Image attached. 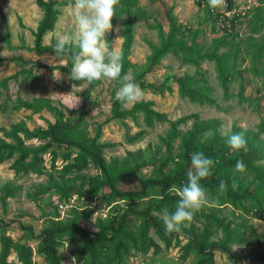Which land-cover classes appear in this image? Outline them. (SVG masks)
Wrapping results in <instances>:
<instances>
[{
	"label": "rangeland",
	"instance_id": "obj_1",
	"mask_svg": "<svg viewBox=\"0 0 264 264\" xmlns=\"http://www.w3.org/2000/svg\"><path fill=\"white\" fill-rule=\"evenodd\" d=\"M132 1L134 3L129 7V10L135 19L134 38L128 53V60L132 65L127 69V74L133 79L146 68V58L151 52L150 45L160 43L161 38L157 25L161 26L165 36L168 29L165 12L169 7L172 8V13L176 16L177 21L187 29V44L190 43L189 31L197 33L195 40L202 52H210L215 46L214 41L223 38L224 44L218 45L216 52L218 54L229 52L230 55H233L228 57L226 67L230 68L231 62L235 61L234 68L233 70L231 68L229 73L231 75L228 83L229 95L225 96L214 61L203 60L195 65L185 61V57L191 56L189 52L167 53L156 66L142 76L143 85L136 82L144 91L143 100L152 101L153 109L167 113L171 119L193 113H197L201 119H218L220 121L218 130L223 135L231 132L232 125H237L242 130H256L260 123H264V0H232L231 8L236 9V13L230 14L233 27L229 30L217 28L215 20L208 15L206 7H202L200 0ZM73 5L74 3H69L59 7V14L52 30L43 36L44 44H49L51 40L57 41L60 36L70 35L76 31ZM123 8L120 1V5L117 7V16L112 19V42L109 44L111 48H120L121 46L126 17ZM42 15L43 11L36 5L35 0H0V52L6 50L10 54L9 57L0 56V81L8 78L5 87L0 84V126L8 127L12 123L23 120L26 127L33 130L38 127L46 128L48 122H54L53 113L46 109L39 112L24 109L18 105L21 100L48 99L61 109L64 114L63 119L67 121L77 119L78 111L80 107H83L86 111L84 124L78 126L76 131L93 136L99 129L98 143L109 144L103 152L107 161L114 158L128 159L129 165L136 169L140 177L155 175L158 167L157 159L163 154H167L163 151L160 137L168 131L169 124L156 122L152 127H147L141 113L137 114L135 120L117 118L105 122L110 116L111 92L113 90L116 92L119 89L121 81L108 79L96 81L94 86L88 89V96L84 97V92L88 88L87 82L74 85L68 79L66 71L59 68L47 69V66L66 64L67 55L60 58L50 53L38 55L29 49L33 46L36 25ZM116 28L120 30L116 31ZM5 39H8V43L5 42ZM74 51H78V49ZM35 63H39L41 66H37ZM240 71L244 72L240 73ZM183 74L194 75L197 79L203 77L206 80V85L211 88L210 95L213 97L214 103L199 104L190 101L187 97H182L178 92L177 82L172 77ZM13 75L16 76L15 79L12 78ZM162 82L165 85H170V90L159 91L146 86L148 83L157 85ZM242 88L243 92L240 95ZM59 94L80 96L79 108L68 109L63 103L65 96ZM122 106L128 109L132 105ZM191 122L189 120L186 124L180 125L181 131L184 132L188 129ZM140 129L145 130L142 137L134 142L129 141V137ZM0 136L5 141H10L3 136L2 132H0ZM262 137H264V133ZM45 141L29 139L25 141V144L35 146ZM179 144L180 138H176L172 142V155L178 153ZM60 149H65V145L62 144ZM44 159L45 167L49 170V153L44 155ZM12 161L13 158L0 162V222L13 220L0 228V232L10 236L14 241L24 235L20 241H26L31 246L32 264H46L42 255L36 251L38 240L32 239L23 227L29 226L34 234H38L43 227L47 226L48 219L53 217L50 214L55 206L58 217L53 218L63 220L70 215L73 209H83L86 199L78 198L74 194L68 202H63L58 200L55 193H46L33 199L27 197V193L32 192L37 185L46 183L48 175L15 174L10 168ZM64 163L65 161L60 157L56 159L55 165L60 168ZM136 163L139 165L138 168L135 167ZM259 163L264 164V160ZM170 167H172L171 162L163 169L167 171ZM84 172L94 175L98 171L89 165ZM247 179H251V175H248ZM6 183L15 186L16 193L13 197H7L4 202L2 195ZM71 183L79 185L78 181ZM118 187L137 189L140 185L136 178H129V180L120 181ZM180 187L178 184H173L172 189ZM252 188H259V182H256ZM104 191L107 192L108 188L105 187ZM159 193V186H154L146 197L128 199L130 208L123 205V200L119 199L107 205L102 195L96 196L90 203L94 214L87 222H84V227L91 231H97L101 225L110 220L116 222L118 215L126 212L128 213L127 227L135 231L140 219L131 211L144 209L154 198L159 196ZM258 195L264 201V194L259 193ZM221 197L222 194L219 191L214 197L208 193L209 200L213 202L202 211L208 213L213 209L217 216L223 217L225 222H228L240 233L244 238V243L233 244L231 247L237 253L248 255L242 259L243 262L264 264L260 258L250 260L252 255L264 254V212L257 210L252 200L243 202L245 210L234 208L228 203L218 205ZM115 205H119L118 211H112ZM152 213L161 218L164 217V213L156 211ZM204 221L203 216L198 214L190 224L200 230ZM147 235L158 243L161 249L156 253L153 248L145 253L131 249L124 259L125 264H192L200 258L195 253H190L186 259H181L180 246L187 241L183 234H177L169 248L165 247L153 228L149 229ZM221 236L220 229H215L211 240H217ZM176 239L178 240L177 244H175ZM79 251V243L68 245L67 242H64L62 246L58 247V253H61L65 258L63 264H87L86 257L78 260ZM8 258L15 264H21L14 252ZM214 261V264H231L227 254L218 249H214Z\"/></svg>",
	"mask_w": 264,
	"mask_h": 264
},
{
	"label": "trees",
	"instance_id": "obj_2",
	"mask_svg": "<svg viewBox=\"0 0 264 264\" xmlns=\"http://www.w3.org/2000/svg\"><path fill=\"white\" fill-rule=\"evenodd\" d=\"M120 1L126 16L120 46L123 53L122 74H127V69L132 65L128 60V53L133 43L135 23L129 7L133 5L134 1ZM227 1L228 7L231 8L232 0ZM35 3L43 11V15L36 25L33 46L29 49L38 55L44 53L55 54L52 46L57 41L51 40L49 44H44L43 36L52 30L59 14V7L74 3V0H35ZM165 18L167 20V32L164 36L161 26L157 25L161 38L160 43L150 45L151 52L146 58L147 66L140 75L134 78V82L138 81L140 85H143L142 76L156 66L167 53L189 52L191 56L185 57L186 62L198 65L203 60H209L216 63L220 85L224 95L228 96V83L231 79L229 73L231 68L233 70L235 61L231 62L230 68L226 67L228 57L233 55H230L229 52L222 54L216 52L218 45L224 44L223 38L214 41L215 46L210 52H202L195 40L196 32L189 31L190 43H186L187 29L177 21L171 7L166 10ZM222 30L229 29L223 28ZM111 36L112 32L106 37L110 44L112 42ZM5 42L8 43V39H5ZM109 47L111 48V46ZM74 50L76 49L73 48L72 51ZM35 64L41 66L39 63ZM66 64L68 67L47 66V69L59 68L66 71L68 75L72 64L68 55ZM243 72L240 71V73ZM12 78L15 79L16 76L13 75ZM172 78L177 82L178 92L182 97H187L190 101L199 104L214 103V99L210 95L211 88L206 85V80L203 77L197 79L194 75L183 74ZM7 81L8 78L0 81V84L5 87ZM70 81L74 85L87 82ZM95 83L96 81L90 85L87 82L88 88L84 92V97L88 96V89L92 88ZM163 85H165L164 82L157 85L154 83L146 84L147 87L155 88V90H170V85ZM243 88L240 95H242ZM115 93L114 90L111 92L110 116L105 122L117 118L135 120L137 114L141 113L147 127H152L156 122H167L169 124L168 131L160 137L163 151L167 154H163L157 159V173L151 177H140L136 169L129 165L128 159L119 160L114 158L107 161L103 152L109 144L98 143L99 129L93 136L76 131L78 126L84 124L86 111L83 107H80L77 119L67 121L63 119L64 114L61 109L53 105L48 99L21 100L18 105L24 109H29L32 112L46 109L53 113L54 122H48L46 128L38 127L33 130H29L23 120L12 123L8 127L0 126V132L3 136L10 139V141H5L0 136V162L13 158L10 168L15 174L48 175L46 183L37 185L32 192L27 193V197L33 199L46 193H55L58 200L63 202H68L74 194L78 198L86 199L83 209H73L70 215L63 220L53 218L58 217L57 207L55 206L50 214L53 217L48 219L47 226L43 227L38 234H34L29 226L23 227L32 239L38 240L36 251L42 255L43 261L46 264H63L65 258L61 253H58V247L67 242L68 245L79 243L78 260L86 257L87 264H125L124 259L131 249L143 253L150 248H153L155 253L161 249L160 245L147 235L149 229L153 228L166 248L172 245V240L177 237V234L185 235L187 241L180 246L182 251L180 256L181 259H186L190 253H195L200 258L192 264H214V249L226 253L231 264H249L242 261L244 257L248 256L247 254L237 253L231 247L233 244H243L244 238L228 222H225L223 217L217 216L213 209L208 213L201 210L194 215L196 217L200 214L205 219L200 230L195 229L194 225L190 224V226L182 228L181 232L170 234L165 232L164 219L152 212L172 213L175 210L179 195L172 189V186L173 184L183 186L187 182V174L191 170L190 158L193 152H203L205 156L215 161L212 169L213 175L201 181L212 197L217 193L221 180H224L228 185V190L222 194L218 205L228 203L234 208L245 210L243 202L252 200L257 210L264 212V201L258 197L259 193L264 194V164L259 163L264 160V137H262L264 123H260L256 130H242L239 126L232 125L231 132L223 135L218 130L220 125L218 119H201L197 113L171 119L167 113L153 109V103L149 100H142L126 109L121 103L115 101ZM189 120L192 121L190 127L182 132L179 126L186 124ZM144 133V129L138 130L129 137V141H137ZM236 133H243L247 141L246 152H234L228 146V138ZM176 138H180L178 153L172 155V142ZM29 139L46 141L35 146H27L25 141ZM62 144L65 145L63 150L60 149ZM46 153H49L50 156L49 170L46 169L44 164ZM60 157L65 163L58 168L55 162ZM241 159L246 165V171L244 172H238L235 169L236 162ZM170 162L172 167L165 171L163 168L168 166ZM89 165H92L98 172L94 175L85 173L84 171ZM135 167L138 168L139 165L136 163ZM241 174H243V177H241ZM248 175H251V179H247ZM129 178H136L140 187L137 189H121L118 187L120 181L129 180ZM76 181L79 182L78 186L71 183ZM233 181L238 185L235 190L232 188ZM256 182H259L260 189L252 188ZM154 186H159V196L154 198L142 210L134 211L131 209V213L137 215L140 219L135 231L127 227L128 213L126 212L118 215L116 222L110 220L101 225L97 231H91L84 227V222H87L94 214V209L90 207V203L96 196L102 195L107 205L120 199L123 200V205L129 207L128 199L146 197ZM105 187L108 188L107 192L104 191ZM3 189L2 201L4 202L7 197H13L16 193V187L10 183H6ZM118 207L119 205L113 206L112 211H118ZM9 222H13V220ZM9 222H0V228H3ZM215 229H220L222 236L217 240H211ZM22 237L24 235L20 238ZM20 238L14 241L10 236L0 232V264H15L8 258L12 252L15 253L21 264H32V248L26 241L21 242ZM177 243L178 240L176 239L175 244ZM255 258L264 261V254L252 255L250 260Z\"/></svg>",
	"mask_w": 264,
	"mask_h": 264
},
{
	"label": "clouds",
	"instance_id": "obj_3",
	"mask_svg": "<svg viewBox=\"0 0 264 264\" xmlns=\"http://www.w3.org/2000/svg\"><path fill=\"white\" fill-rule=\"evenodd\" d=\"M119 5L120 0H74L76 31L70 35L60 36L52 49L58 58L64 55L71 58L68 79L87 81L90 85L104 79L120 80L121 86L115 93V101L122 105H135L143 100L144 91L134 82L133 77L122 74V50L110 48V43L106 39V35L113 31L112 19L117 16ZM208 5L213 10L226 8L227 0H208ZM119 30L116 28V31ZM73 48L78 51H72ZM9 55L6 50L0 52V56L9 57ZM63 66L68 67L67 64ZM68 94H59L65 96L63 103L68 109H78L81 103L80 96ZM227 144L234 152L247 151V141L243 133L232 134ZM190 162L191 170L187 174V182L180 188L174 189L179 195L175 210L172 213H164L165 232L169 234L179 233L182 228L190 226L194 215L213 202L209 200L201 181L213 175L215 161L205 156L203 152H193ZM235 169L238 172L246 171L242 159L236 162ZM237 187V183L233 181V190ZM227 190V183L221 180L219 193L223 194Z\"/></svg>",
	"mask_w": 264,
	"mask_h": 264
},
{
	"label": "built area",
	"instance_id": "obj_4",
	"mask_svg": "<svg viewBox=\"0 0 264 264\" xmlns=\"http://www.w3.org/2000/svg\"><path fill=\"white\" fill-rule=\"evenodd\" d=\"M202 1V7H206V11L210 17H212L215 20V23L217 25V28H232V17L230 16L231 13H236V9L229 8L228 7V1H227V7H220L218 9H211L208 5V0H200Z\"/></svg>",
	"mask_w": 264,
	"mask_h": 264
},
{
	"label": "crops",
	"instance_id": "obj_5",
	"mask_svg": "<svg viewBox=\"0 0 264 264\" xmlns=\"http://www.w3.org/2000/svg\"><path fill=\"white\" fill-rule=\"evenodd\" d=\"M209 17V16H208Z\"/></svg>",
	"mask_w": 264,
	"mask_h": 264
}]
</instances>
